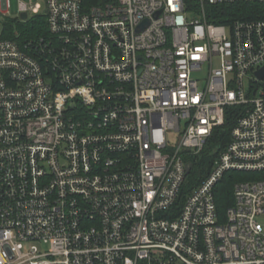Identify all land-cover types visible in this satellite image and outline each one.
Listing matches in <instances>:
<instances>
[{"label": "built area", "instance_id": "1", "mask_svg": "<svg viewBox=\"0 0 264 264\" xmlns=\"http://www.w3.org/2000/svg\"><path fill=\"white\" fill-rule=\"evenodd\" d=\"M35 1L49 34L18 40L0 0V264H264V17L208 18L264 0ZM228 172L259 177L222 215Z\"/></svg>", "mask_w": 264, "mask_h": 264}, {"label": "trees", "instance_id": "2", "mask_svg": "<svg viewBox=\"0 0 264 264\" xmlns=\"http://www.w3.org/2000/svg\"><path fill=\"white\" fill-rule=\"evenodd\" d=\"M113 1L114 0H84V7L86 10H90L92 7L103 6ZM208 11L210 14L208 17L209 21L215 23H227V21L233 19L264 17V4L256 3L253 5L239 3L231 6L209 7ZM6 25L7 29L5 36L12 39L23 40L49 34L47 18L44 14L34 17L24 23L8 19ZM18 32L20 33L19 37L17 36ZM236 113L237 112L234 108L228 110L225 125L215 131L209 147L203 152L201 157L192 161L194 167L202 165L205 169L200 170V172L194 171L187 178L183 192L181 193L182 195L179 200V206L184 203L187 196L191 194L192 190L198 186L200 181L209 173L216 157L230 142L231 132L237 116ZM244 174L246 173L228 172L218 184L215 191V197L218 210L222 215L226 213V210L230 206L234 205V186L239 180L241 181L245 179L243 177Z\"/></svg>", "mask_w": 264, "mask_h": 264}, {"label": "rangeland", "instance_id": "3", "mask_svg": "<svg viewBox=\"0 0 264 264\" xmlns=\"http://www.w3.org/2000/svg\"><path fill=\"white\" fill-rule=\"evenodd\" d=\"M37 1H35V2H37ZM10 15H11L10 19H13V20H15L17 18V16H19V0H10ZM248 86H249V80H247V83H246L247 89L249 88ZM243 177L245 178L244 180H248V179L259 177V175H254V174H250V175L247 174L246 175V174H244ZM261 220L264 222L263 219H261Z\"/></svg>", "mask_w": 264, "mask_h": 264}, {"label": "water", "instance_id": "4", "mask_svg": "<svg viewBox=\"0 0 264 264\" xmlns=\"http://www.w3.org/2000/svg\"><path fill=\"white\" fill-rule=\"evenodd\" d=\"M22 19H24V20H26L27 18H28V16H27V14H22ZM148 24V22L146 21L144 24H143V26L142 27H144V26H146ZM256 77H258L259 79H263L264 78V67L261 69V70H259L258 72H257V74H256ZM188 172H190L191 171V169H192V165H188Z\"/></svg>", "mask_w": 264, "mask_h": 264}]
</instances>
